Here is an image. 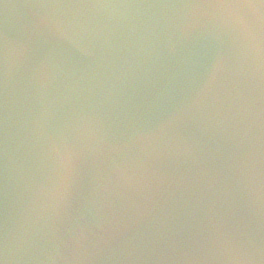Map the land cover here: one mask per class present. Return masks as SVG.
Here are the masks:
<instances>
[{
    "label": "water",
    "instance_id": "obj_1",
    "mask_svg": "<svg viewBox=\"0 0 264 264\" xmlns=\"http://www.w3.org/2000/svg\"><path fill=\"white\" fill-rule=\"evenodd\" d=\"M4 264H264V5L0 0Z\"/></svg>",
    "mask_w": 264,
    "mask_h": 264
},
{
    "label": "snow or ice",
    "instance_id": "obj_2",
    "mask_svg": "<svg viewBox=\"0 0 264 264\" xmlns=\"http://www.w3.org/2000/svg\"><path fill=\"white\" fill-rule=\"evenodd\" d=\"M211 6H242V7H256L257 0H209ZM260 5H264V0H259ZM0 264H4V259L0 256Z\"/></svg>",
    "mask_w": 264,
    "mask_h": 264
}]
</instances>
